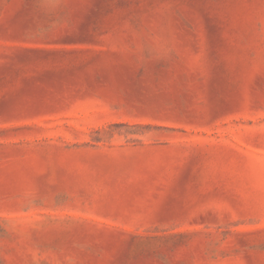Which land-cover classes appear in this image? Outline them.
Instances as JSON below:
<instances>
[{
  "label": "rangeland",
  "instance_id": "obj_1",
  "mask_svg": "<svg viewBox=\"0 0 264 264\" xmlns=\"http://www.w3.org/2000/svg\"><path fill=\"white\" fill-rule=\"evenodd\" d=\"M0 264H264V0H0Z\"/></svg>",
  "mask_w": 264,
  "mask_h": 264
}]
</instances>
